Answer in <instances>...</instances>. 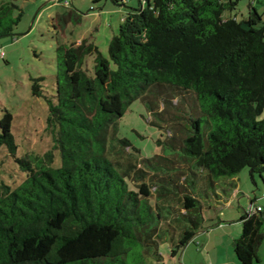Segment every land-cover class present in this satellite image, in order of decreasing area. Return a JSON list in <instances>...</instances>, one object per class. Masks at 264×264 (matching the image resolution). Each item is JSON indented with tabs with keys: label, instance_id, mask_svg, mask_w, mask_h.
<instances>
[{
	"label": "trees",
	"instance_id": "16d2710c",
	"mask_svg": "<svg viewBox=\"0 0 264 264\" xmlns=\"http://www.w3.org/2000/svg\"><path fill=\"white\" fill-rule=\"evenodd\" d=\"M239 1L144 0L122 19L107 57L86 40L56 47L52 94L43 78L32 81L47 106L50 149L15 158L13 116L0 119V148L26 175L14 189L0 184V264L161 259L167 237L174 257L202 228L198 185L264 172V23L253 7L241 21L223 18ZM14 9L0 4V38L14 36ZM137 100L169 133L157 141L169 155L139 158L118 137ZM254 209L232 242L240 264L260 262L264 213Z\"/></svg>",
	"mask_w": 264,
	"mask_h": 264
},
{
	"label": "rangeland",
	"instance_id": "374dc122",
	"mask_svg": "<svg viewBox=\"0 0 264 264\" xmlns=\"http://www.w3.org/2000/svg\"><path fill=\"white\" fill-rule=\"evenodd\" d=\"M118 1V2H116ZM3 0L0 4L16 6L12 18L21 13L13 26L14 36L0 38V119L5 111L13 116L12 134L17 144L15 158L41 156L52 146L46 131L47 106L43 98L32 95V81L43 78L42 89L52 94L55 82V49L58 45L93 43L107 57L108 44L117 34L125 15L138 9L144 0ZM65 2L69 6L65 5ZM253 7L264 23V0H240L235 11H226L223 18L241 21ZM73 12L72 17L70 13ZM70 18V19H69ZM93 56L87 57L85 69L93 75ZM264 116V114H263ZM153 116L137 100L118 123V137L129 141L139 150V158L169 155L158 145L162 134L169 135L151 124ZM4 147L0 148V184L16 188L26 178ZM59 165L56 155L55 166ZM213 185L202 183L196 190L202 205V228L193 240L171 256L170 237L160 243L161 259L144 256L130 264H240L232 242L242 231L239 221L251 201L264 213V172L251 175L248 168L231 177H219ZM177 237V236H176ZM177 239V238H176ZM259 263L264 264V241L259 249Z\"/></svg>",
	"mask_w": 264,
	"mask_h": 264
},
{
	"label": "built area",
	"instance_id": "2783aa9c",
	"mask_svg": "<svg viewBox=\"0 0 264 264\" xmlns=\"http://www.w3.org/2000/svg\"><path fill=\"white\" fill-rule=\"evenodd\" d=\"M65 5H67V3L65 2ZM256 211H255V209L252 207V205L250 204L249 205V207L247 208V210H246V213H248V214H254Z\"/></svg>",
	"mask_w": 264,
	"mask_h": 264
}]
</instances>
